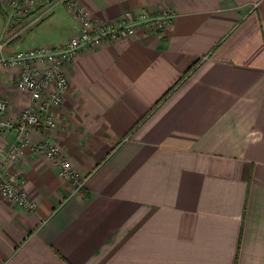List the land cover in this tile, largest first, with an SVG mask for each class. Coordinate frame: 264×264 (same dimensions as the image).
<instances>
[{"label": "crops", "instance_id": "1", "mask_svg": "<svg viewBox=\"0 0 264 264\" xmlns=\"http://www.w3.org/2000/svg\"><path fill=\"white\" fill-rule=\"evenodd\" d=\"M79 2L98 22L174 18L68 65L56 128L30 140L57 144L86 182L25 149L6 173H19L36 208L0 191V264H264V0ZM54 11L40 24L47 36L17 41L75 35L74 16L65 10L60 35ZM14 82L0 70L12 119L28 102ZM15 136L0 134V154Z\"/></svg>", "mask_w": 264, "mask_h": 264}, {"label": "built area", "instance_id": "2", "mask_svg": "<svg viewBox=\"0 0 264 264\" xmlns=\"http://www.w3.org/2000/svg\"><path fill=\"white\" fill-rule=\"evenodd\" d=\"M58 5L74 16L78 25L75 35L60 46L40 45L21 51L10 49L11 42L20 36L19 32L45 20ZM0 10L5 19L0 35V70L13 71L14 89L28 98L27 104L12 119L7 115V100L0 96V134L16 132L15 141L0 154V191L4 198L29 212L36 208V202L25 191L23 179L18 172L6 173L10 164L21 159L25 149L51 161L57 175L77 188L86 182V178L73 170L69 160L61 156L57 144L47 140L33 144L30 140L35 128L51 131L56 128L55 111L69 88L68 65L82 52L131 38L138 32L163 31L174 14L166 9L151 14L127 12L104 23L95 21L79 0H0Z\"/></svg>", "mask_w": 264, "mask_h": 264}, {"label": "rangeland", "instance_id": "3", "mask_svg": "<svg viewBox=\"0 0 264 264\" xmlns=\"http://www.w3.org/2000/svg\"><path fill=\"white\" fill-rule=\"evenodd\" d=\"M62 5H58L55 7V11H54V14L57 17L58 20H60L59 24L57 25V28L58 29V33L60 32V35L63 33V30L65 28V22L66 21V15H67V10L65 11L63 8ZM1 13H0V33H1V28L3 26V23L1 21ZM46 20V19H45ZM45 20H43L42 22H40L39 24H35V25H32L31 27L25 29L24 31L22 30L21 32H19L20 34V38H23L25 39V41H27L28 43H32V42H35V43H38L36 41H38L39 39H42L43 37L47 36V33L45 31H42L43 29V26H40V24H42ZM22 28V27H21ZM19 28L18 31L21 29ZM55 28V26H54ZM12 49L15 50V51H21V50H27L26 48L29 47V46H26V44L24 45V42L23 41H15L14 44H12ZM30 49V48H29ZM79 174V173H78ZM80 177H84L83 175L79 174ZM85 178V177H84Z\"/></svg>", "mask_w": 264, "mask_h": 264}, {"label": "trees", "instance_id": "4", "mask_svg": "<svg viewBox=\"0 0 264 264\" xmlns=\"http://www.w3.org/2000/svg\"><path fill=\"white\" fill-rule=\"evenodd\" d=\"M19 37H20V36L16 37V38L11 42V45L14 44V42L17 41ZM10 47H11V46H10ZM10 49H11V48H10Z\"/></svg>", "mask_w": 264, "mask_h": 264}]
</instances>
